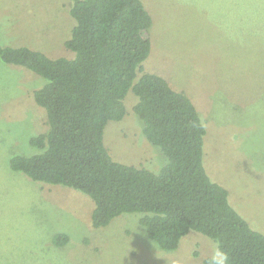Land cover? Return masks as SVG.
I'll use <instances>...</instances> for the list:
<instances>
[{
    "label": "rangeland",
    "instance_id": "1",
    "mask_svg": "<svg viewBox=\"0 0 264 264\" xmlns=\"http://www.w3.org/2000/svg\"><path fill=\"white\" fill-rule=\"evenodd\" d=\"M152 16L151 49L141 68L184 92L202 117L203 163L229 191V202L264 234V0H142ZM72 0H0V45L28 46L51 58L73 57L65 46ZM139 75V74H138ZM45 79L0 60V264H200L215 241L194 230L164 250L121 213L92 226L94 201L61 184L12 171L10 156L33 154L31 136L46 129L33 90ZM125 97L126 114L110 120L104 144L119 162L157 170L162 158ZM56 233L68 241L54 243Z\"/></svg>",
    "mask_w": 264,
    "mask_h": 264
},
{
    "label": "trees",
    "instance_id": "2",
    "mask_svg": "<svg viewBox=\"0 0 264 264\" xmlns=\"http://www.w3.org/2000/svg\"><path fill=\"white\" fill-rule=\"evenodd\" d=\"M69 14L73 25L64 44L73 57L0 45L2 62L45 79L32 93L46 115L45 131L29 139L39 151L11 155L12 171L88 195L95 228L121 213H138L161 249H176L194 230L227 253V264H264V234L206 172V127L194 103L162 76L141 68L150 53L152 25L142 0H72ZM130 90L137 96L133 112L143 134L162 158L157 170L116 161L104 144L106 124L125 116ZM53 240L63 245L68 236L56 233ZM200 264H211V257Z\"/></svg>",
    "mask_w": 264,
    "mask_h": 264
},
{
    "label": "clouds",
    "instance_id": "3",
    "mask_svg": "<svg viewBox=\"0 0 264 264\" xmlns=\"http://www.w3.org/2000/svg\"><path fill=\"white\" fill-rule=\"evenodd\" d=\"M228 256L227 253L220 250L219 248H214L211 256V264H227Z\"/></svg>",
    "mask_w": 264,
    "mask_h": 264
}]
</instances>
